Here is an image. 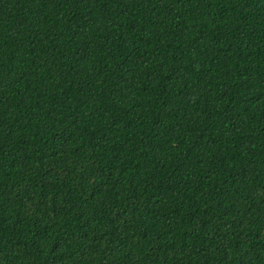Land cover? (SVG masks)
Returning <instances> with one entry per match:
<instances>
[{
    "label": "trees",
    "instance_id": "16d2710c",
    "mask_svg": "<svg viewBox=\"0 0 264 264\" xmlns=\"http://www.w3.org/2000/svg\"><path fill=\"white\" fill-rule=\"evenodd\" d=\"M0 264H264V0H0Z\"/></svg>",
    "mask_w": 264,
    "mask_h": 264
}]
</instances>
